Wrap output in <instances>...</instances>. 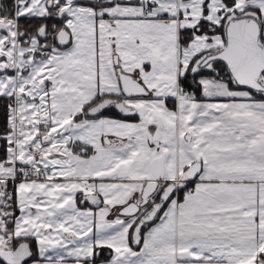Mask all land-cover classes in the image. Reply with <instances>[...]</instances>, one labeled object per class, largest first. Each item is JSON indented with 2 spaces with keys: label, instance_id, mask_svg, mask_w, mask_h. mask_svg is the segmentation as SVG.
<instances>
[{
  "label": "snow or ice",
  "instance_id": "obj_1",
  "mask_svg": "<svg viewBox=\"0 0 264 264\" xmlns=\"http://www.w3.org/2000/svg\"><path fill=\"white\" fill-rule=\"evenodd\" d=\"M0 264H264V0H0Z\"/></svg>",
  "mask_w": 264,
  "mask_h": 264
},
{
  "label": "trees",
  "instance_id": "obj_2",
  "mask_svg": "<svg viewBox=\"0 0 264 264\" xmlns=\"http://www.w3.org/2000/svg\"><path fill=\"white\" fill-rule=\"evenodd\" d=\"M198 95H199V94H198ZM170 104H171V102H170ZM103 255H104V256H107V252H104Z\"/></svg>",
  "mask_w": 264,
  "mask_h": 264
}]
</instances>
